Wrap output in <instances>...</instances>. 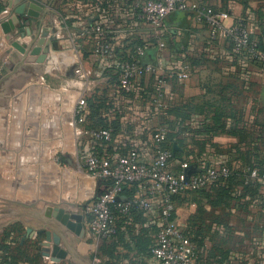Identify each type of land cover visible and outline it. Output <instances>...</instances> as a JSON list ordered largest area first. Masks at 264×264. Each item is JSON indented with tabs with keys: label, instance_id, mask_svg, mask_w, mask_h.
I'll use <instances>...</instances> for the list:
<instances>
[{
	"label": "crops",
	"instance_id": "crops-1",
	"mask_svg": "<svg viewBox=\"0 0 264 264\" xmlns=\"http://www.w3.org/2000/svg\"><path fill=\"white\" fill-rule=\"evenodd\" d=\"M4 1L6 7L0 13V206L3 207L0 217L7 223L19 222L24 233L30 226L63 236V249L71 256L59 262L42 255L34 238L24 242L20 238V244L33 249L41 264H107L106 255L97 256L100 240L89 229V215L83 211L85 232L79 236L60 225L54 207L73 202L77 204L74 211L79 212V206L103 192V183L81 167L85 155L101 153L115 161L135 147L143 160L150 161L157 149V132L166 127L164 112L151 101L155 78L151 75L139 78L133 92L123 91L118 85V72L93 53V42L86 32L92 26L102 24L110 29V39L118 55L136 43L147 42L153 47L146 58L150 60L158 42L164 41L166 47L161 54L167 71L186 63L190 65L187 79L172 80L169 104L202 95L207 87L219 82L236 83L242 90L236 104L245 107L243 116L249 125L264 116V71L226 39H212L207 25L197 18L194 10L174 12L160 26L153 27L138 15L137 4L142 0H27L25 14L20 17L21 26L14 29L12 26L7 31L4 24L15 15L22 1ZM192 1L248 18L255 36L261 33L260 24L264 27V0ZM31 2L49 11L31 16L27 13ZM16 41L19 45L26 43L25 53L13 47ZM75 67H81L80 74H75ZM81 97L87 101L82 112L64 117V112L77 106ZM95 102L101 106L92 118L91 106ZM101 117L114 125L113 141H93L79 134L82 127ZM203 118L196 115L188 123L196 127ZM258 132L261 142L264 131ZM215 141L227 146L238 140L221 135ZM260 147L264 153L263 146ZM210 150L197 166L229 162L228 155ZM179 165L180 159L175 157L169 168L176 172ZM256 181L257 193L242 196L228 209L231 213L228 226L212 223L213 232L226 237L234 235L240 241L222 262L211 261L264 264V181ZM241 190L239 186L238 194ZM136 192V185H127L121 196L130 198L129 193ZM151 200L148 210L139 208L126 216L118 214L116 233L120 235L114 236L117 245L113 263L159 264L144 252L142 244L136 247L132 242L141 236L156 238L163 222L162 196ZM242 205L247 206L246 211ZM188 206L192 209L187 210ZM175 207V220L187 231L188 220L197 212V202H176ZM206 207L211 209V205ZM248 233L254 235L247 237ZM206 257L204 252L202 258L207 261Z\"/></svg>",
	"mask_w": 264,
	"mask_h": 264
},
{
	"label": "built area",
	"instance_id": "built-area-1",
	"mask_svg": "<svg viewBox=\"0 0 264 264\" xmlns=\"http://www.w3.org/2000/svg\"><path fill=\"white\" fill-rule=\"evenodd\" d=\"M137 7L140 18L153 27L160 26L174 12L196 11L197 18L207 25L212 39H226L236 50H245L248 58H256L262 63L261 69L264 71V50L259 48L258 41L254 38L252 21L248 18L210 5L201 6L192 0H142ZM86 32L92 39L93 53L118 72V85L123 91L133 92L139 78L148 75L155 78L151 101L159 111H164L169 106L172 80L189 77L190 65L187 63L179 69H165L161 54V50L166 47L164 41L158 42L154 58L147 60L153 48L147 42L136 43L124 54L118 55L111 42L109 28L96 24ZM177 34H181V31H177ZM81 71V67L74 69L75 74H80ZM86 105V99L79 98L77 106L68 108L64 117L74 112L80 114ZM167 132L166 127L158 130L157 149L150 161L143 160L135 147L115 161L101 153L91 152L85 155L81 167L95 180L103 183L104 190L97 198L86 201L83 211L90 217L88 226L91 232L98 239H110L116 234L119 213L128 215L133 206L148 210L152 206L151 199L161 195L163 222L151 248L152 256L159 264H206L200 259L189 234L177 224L173 216L174 197L186 190L208 187L218 179L228 177L231 168L224 163L198 166L201 170L193 173L189 182H185L184 172L191 164L181 162L178 173L170 170V162L175 156L173 149L163 145ZM79 134L93 141L110 143L114 139L115 128L112 125L85 126L79 130ZM247 170L250 172L248 180L264 181V172H260L258 168L249 167ZM127 185H137V192L132 198L121 199V193Z\"/></svg>",
	"mask_w": 264,
	"mask_h": 264
},
{
	"label": "trees",
	"instance_id": "trees-1",
	"mask_svg": "<svg viewBox=\"0 0 264 264\" xmlns=\"http://www.w3.org/2000/svg\"><path fill=\"white\" fill-rule=\"evenodd\" d=\"M5 7V1L0 0V13ZM260 26L261 33L257 36L254 35V38L257 39L259 48L264 50V27L263 24H260ZM239 52L247 55L245 50H240ZM249 59L262 68V63L258 59ZM241 94L242 90L239 84L225 85L219 82L214 87H207L206 92L202 95L190 97L180 104H169L167 109L161 111L164 112L163 123L168 130L167 138L163 145L171 149H173L175 144L179 147L174 156L180 159V163L185 161L189 164L198 165L201 157L209 154L210 149L214 150L216 154L228 155L229 158L227 165L231 168V174L228 177L218 179L209 188L186 190L184 193L174 197L179 203L185 201L197 202V212L188 220L186 232L196 245L200 259L206 264H212L215 261L222 262L234 247L237 248L235 244L240 239L238 240V237H234V235L226 237L219 235L218 232H213L212 223L217 222L228 226L231 214L228 209L232 208L233 203L239 201L246 194L254 195L257 193V179L248 180L250 172L247 169L249 167L258 168L260 172H264V153L260 147L262 145L264 150V140L260 142L261 135L258 132L261 131L263 133L264 131V116L261 120L249 125L243 116L245 107L236 104V99L240 98ZM100 106L96 102L91 106L92 118L97 116ZM196 115H202L204 118L199 126L194 127L188 121H191ZM94 121L88 127L114 126L102 117L98 118V120L94 119ZM256 126L260 128L252 130ZM221 135L236 137L238 141L227 146L219 144L215 141V138ZM180 170L181 165H179L176 173ZM239 186L242 187V190L238 194ZM123 193L124 189L121 195ZM129 194H131L129 195L130 198L134 196L132 193ZM121 199L129 198L122 197ZM206 205H211V209H208ZM134 209H139V207L133 206L130 213ZM242 209L246 211L247 206L242 205ZM22 230V228L9 226L4 230L1 238L0 249L5 252L11 251L8 257L13 262L38 259L36 254L25 257L22 253L23 250L27 249L20 244V240L16 241L13 236L17 232V236L20 237ZM118 235L120 234L116 233L114 236ZM252 235L254 233H248L247 237ZM11 236H13L11 242L15 241L16 243L14 246L8 243ZM114 236L110 241H103L99 247V253H97V256L106 255L109 258L106 261L107 264H116L112 261L115 258L114 252L117 245V240L114 239ZM152 240L141 236L139 239H132V242L136 247L142 244L144 252L147 255H152L151 248L154 243V240ZM208 242L210 246H208ZM126 245L128 246V244ZM204 252L207 254V261L202 258ZM211 259H215V261L213 262Z\"/></svg>",
	"mask_w": 264,
	"mask_h": 264
},
{
	"label": "water",
	"instance_id": "water-1",
	"mask_svg": "<svg viewBox=\"0 0 264 264\" xmlns=\"http://www.w3.org/2000/svg\"><path fill=\"white\" fill-rule=\"evenodd\" d=\"M16 1H22V5L20 8L15 10V15L11 18V20L8 21L7 24H4L5 26H8V29H6L7 31H9L10 27L12 26L13 29L16 28V26H21L20 17L24 15L26 11L27 0ZM28 6L30 10H28L27 13L34 17L39 16V12L41 11L45 13L49 11V9H44L43 6L35 2L28 3ZM12 45L13 47H16L24 53L26 52V47H28L26 43L19 45L17 41L13 42ZM178 149L179 147L175 144L173 147L174 154ZM200 170L201 169L196 164H191L186 167L184 172L185 182H189L191 175L193 173L199 172ZM84 205L85 203L81 205V207L79 206V212L74 211V208L77 207V204L73 202H65L63 204L57 205L54 207V209L57 211V213L55 214V219L60 223L61 226L68 227L74 230L77 235L83 236L85 232L83 214ZM27 238H34L37 242V248L40 250L41 254L46 257H50L54 261L59 262L62 259H69L71 256L65 249H63L65 245V241H63V236L61 234L54 235L49 229L34 230L32 227L29 226L26 228V232L22 236V242H24ZM53 241H57L58 243L54 244L52 243ZM60 241H62V243Z\"/></svg>",
	"mask_w": 264,
	"mask_h": 264
},
{
	"label": "rangeland",
	"instance_id": "rangeland-1",
	"mask_svg": "<svg viewBox=\"0 0 264 264\" xmlns=\"http://www.w3.org/2000/svg\"><path fill=\"white\" fill-rule=\"evenodd\" d=\"M46 185H43V187H45ZM47 186H49V185H47ZM40 195V194H39ZM190 197H191V195H190ZM174 200H176V199H174ZM176 202H178L177 200H176ZM176 202L174 203V206H176ZM191 203H192V201H191ZM190 205V204H189ZM2 206H0V210H2ZM188 209L187 210H191L192 209V207L190 208L189 206L187 207ZM176 211H177V209H176V207H175V211H174V214H173V216H174V218H176ZM9 226H15V228H22L23 230H22V235H20V237H18L17 236V232H15L14 234H13V236H14V238L16 239V241H18V240H20V238L23 236V233H24V231H25V229L23 228V226H21V224L19 223V222H13V223H7L6 221H3V219H2V217H0V243H2V241H1V238L3 237V232H4V230L6 229V228H8ZM13 236H11L10 237V239H9V241H8V243H10V245L11 246H14L16 243H15V241H13V242H11V239L13 240ZM18 237V238H17ZM113 238V237H112ZM112 238H110V239H99L100 240V244L99 245H101L102 244V242L103 241H110ZM6 242V241H5ZM27 250H23L22 251V253L25 255V257L26 256H31V255H35L34 253V251H33V249H31V248H26ZM13 250V249H12ZM10 253H11V251L10 252H5V251H3V249H0V264H20L21 262L19 261H16V262H13L9 257H8V255H10ZM28 262H32L33 264H41L42 262L39 260V259H35L34 261H28Z\"/></svg>",
	"mask_w": 264,
	"mask_h": 264
}]
</instances>
